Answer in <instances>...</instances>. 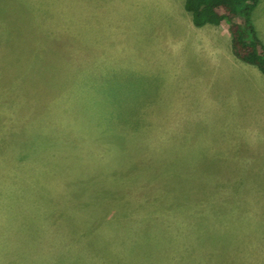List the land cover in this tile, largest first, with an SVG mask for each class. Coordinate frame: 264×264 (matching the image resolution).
I'll return each mask as SVG.
<instances>
[{"label":"rangeland","instance_id":"1","mask_svg":"<svg viewBox=\"0 0 264 264\" xmlns=\"http://www.w3.org/2000/svg\"><path fill=\"white\" fill-rule=\"evenodd\" d=\"M165 2L0 0V264H221L226 247L264 264V146L227 161V139L144 127V96L170 79L129 66L132 26L114 29ZM93 20L114 38L95 60Z\"/></svg>","mask_w":264,"mask_h":264},{"label":"crops","instance_id":"2","mask_svg":"<svg viewBox=\"0 0 264 264\" xmlns=\"http://www.w3.org/2000/svg\"><path fill=\"white\" fill-rule=\"evenodd\" d=\"M153 7L154 3L143 15L139 14L135 22L133 15L129 14L120 30L114 29L117 38L119 32L121 34L127 29V25L132 26L125 38L132 46L127 61L129 66L144 65L143 71L147 68L151 71L150 80L165 76L170 79L163 93L160 94L159 90L157 95L148 92L144 96L147 99L141 110L144 127L156 119L152 123L164 124V128L178 131L175 140H179L178 144L183 146L188 143L195 146L210 138L212 140L214 136L227 139L228 142H220L226 153H221L223 160L247 161L257 157L241 156L238 159L234 153L228 152L233 149L229 147L231 144L249 148L251 153H257L259 147L264 146V75L258 67L240 60L234 54L229 23L224 20L220 24L197 26L191 12L185 7V0L165 2L164 8L168 11H157ZM80 16L93 19V15L91 18L85 13ZM140 20L141 32L136 26L133 27ZM252 21L264 42V0L254 7ZM93 28H97L94 20L90 30L95 60L101 56V43L113 42L114 38L105 37L102 41V30L92 32ZM103 29V33L109 32L104 26ZM82 32H88V29ZM138 33L142 35L141 42L144 44L140 50L134 39ZM209 131H216L217 134L209 135ZM243 172V184L254 185L257 171ZM255 207L253 204L251 208ZM239 235L237 231L236 239ZM224 251L221 264H229L227 247ZM239 254L236 251L237 258H241Z\"/></svg>","mask_w":264,"mask_h":264},{"label":"trees","instance_id":"3","mask_svg":"<svg viewBox=\"0 0 264 264\" xmlns=\"http://www.w3.org/2000/svg\"><path fill=\"white\" fill-rule=\"evenodd\" d=\"M260 0H185L197 26L220 24L226 20L232 35V49L242 61L264 75V42L257 34L252 11Z\"/></svg>","mask_w":264,"mask_h":264}]
</instances>
